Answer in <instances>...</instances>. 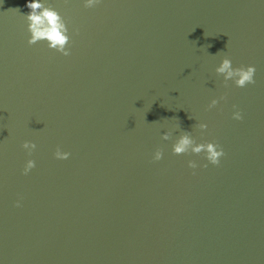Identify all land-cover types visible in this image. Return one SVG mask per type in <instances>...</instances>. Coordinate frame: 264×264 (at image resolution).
Listing matches in <instances>:
<instances>
[{
    "label": "water",
    "instance_id": "obj_1",
    "mask_svg": "<svg viewBox=\"0 0 264 264\" xmlns=\"http://www.w3.org/2000/svg\"><path fill=\"white\" fill-rule=\"evenodd\" d=\"M44 2L66 56L27 43L25 0H0L2 264H264V0ZM222 55L255 82L223 83ZM180 129L220 163L174 154Z\"/></svg>",
    "mask_w": 264,
    "mask_h": 264
},
{
    "label": "clouds",
    "instance_id": "obj_2",
    "mask_svg": "<svg viewBox=\"0 0 264 264\" xmlns=\"http://www.w3.org/2000/svg\"><path fill=\"white\" fill-rule=\"evenodd\" d=\"M80 3L84 8H93L100 3V0H80ZM25 6L29 9L27 13L23 14L27 22V43L33 44L37 41H43L47 48L54 49L62 55H68L70 49L66 45L70 41V35L65 18L55 7L46 5L44 0H25ZM73 31H78V29L73 28ZM214 71L216 74L222 76L223 83H227L231 80L237 87H244L246 84H252L255 82V65L247 64L233 66L228 55H222L220 57L219 62L214 67ZM219 99H224L223 95H221ZM217 103L218 98L213 96L208 102V107L211 108ZM232 107L235 109L231 112L232 118L235 120L242 119L241 111L235 104H233ZM189 118L192 117L189 115ZM176 119L179 122L178 118ZM196 127L203 130L207 128V124L205 122H198L196 123ZM160 135L163 140H168L172 136L167 131H162ZM21 147L24 148L30 156L32 150L36 147V144L31 140H24L21 143ZM171 151L174 154L188 152L202 153L204 160L213 165L219 164L220 157L224 155V149L218 142L215 140L196 141L191 135V130L189 129H180L178 135L175 136L171 143ZM52 155L56 159L63 160L67 159L70 153L61 150V148L57 146ZM161 157L162 150L157 146L152 152L151 159L155 161L160 160ZM187 166L191 169H196L198 166L197 161L189 159L187 161ZM199 166L205 167L206 164L202 163ZM34 167L35 161L32 158H28L24 161L21 172L22 174H27ZM13 203L15 206L20 205L19 200H16ZM0 264H2V261H0Z\"/></svg>",
    "mask_w": 264,
    "mask_h": 264
}]
</instances>
